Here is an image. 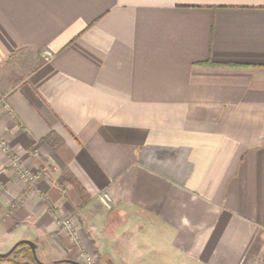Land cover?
<instances>
[{
  "label": "crops",
  "instance_id": "1",
  "mask_svg": "<svg viewBox=\"0 0 264 264\" xmlns=\"http://www.w3.org/2000/svg\"><path fill=\"white\" fill-rule=\"evenodd\" d=\"M3 75L0 141L37 174L0 145L9 246L264 264V0H0Z\"/></svg>",
  "mask_w": 264,
  "mask_h": 264
},
{
  "label": "built area",
  "instance_id": "2",
  "mask_svg": "<svg viewBox=\"0 0 264 264\" xmlns=\"http://www.w3.org/2000/svg\"><path fill=\"white\" fill-rule=\"evenodd\" d=\"M50 56H51V52L46 51L44 54V58L46 60H49ZM0 145H1L2 151L9 158V168L13 172L15 177L22 182L34 184L37 178V174H34L31 170H29L28 168L24 166V164L22 163L21 157L14 150H12L11 146L8 143L0 141ZM34 154L38 155L37 152H35ZM98 201L105 208H110L111 206L110 197L106 192H102L98 196ZM60 223H62V226L66 228L72 234L71 236L73 238H75L71 220H69L68 218H64V219L61 218ZM82 263L94 264V261L92 260L91 257L85 256Z\"/></svg>",
  "mask_w": 264,
  "mask_h": 264
},
{
  "label": "trees",
  "instance_id": "3",
  "mask_svg": "<svg viewBox=\"0 0 264 264\" xmlns=\"http://www.w3.org/2000/svg\"><path fill=\"white\" fill-rule=\"evenodd\" d=\"M209 63V62H208ZM52 134L48 135L45 140H50ZM0 264H39L35 260L31 248L27 244H20L9 256L0 258ZM55 264H73L70 262L59 261Z\"/></svg>",
  "mask_w": 264,
  "mask_h": 264
},
{
  "label": "rangeland",
  "instance_id": "4",
  "mask_svg": "<svg viewBox=\"0 0 264 264\" xmlns=\"http://www.w3.org/2000/svg\"><path fill=\"white\" fill-rule=\"evenodd\" d=\"M28 68L25 69L24 71H27L28 69H30V66H27ZM19 77V76H17ZM3 84L5 88L9 87L10 86V83H11V77L9 76H6V75H3V76H0V84ZM2 189V188H1ZM64 219V218H63ZM70 220V218H68ZM14 234H6L5 231H3L0 227V252H6L15 242H13L10 246L9 244L11 243L12 239H14L15 237ZM49 255H51L50 253H48ZM37 256L39 258L40 261L42 262H45V263H49L50 261H48V255L45 254V253H42V252H38L37 253ZM83 262V260H81ZM80 261V262H81ZM95 264V263H94Z\"/></svg>",
  "mask_w": 264,
  "mask_h": 264
},
{
  "label": "water",
  "instance_id": "5",
  "mask_svg": "<svg viewBox=\"0 0 264 264\" xmlns=\"http://www.w3.org/2000/svg\"><path fill=\"white\" fill-rule=\"evenodd\" d=\"M22 243L27 244L31 248L32 253L34 255V258H35V260H37V262L39 264H55L56 262H59V261L70 262V263H73V264H84V263H82L80 261H76V260H72V259L54 260V261H51L49 263L42 262V261L39 260V258L37 256V253L40 250V245L38 243H36L35 241L29 240V239L18 240L6 252H2V253L0 252V258H4V257L9 256Z\"/></svg>",
  "mask_w": 264,
  "mask_h": 264
}]
</instances>
